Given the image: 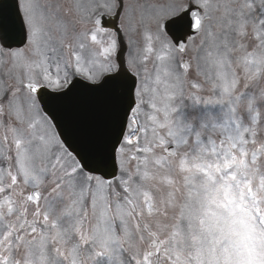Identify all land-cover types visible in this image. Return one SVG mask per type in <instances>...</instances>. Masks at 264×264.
<instances>
[{"label": "snow or ice", "instance_id": "obj_1", "mask_svg": "<svg viewBox=\"0 0 264 264\" xmlns=\"http://www.w3.org/2000/svg\"><path fill=\"white\" fill-rule=\"evenodd\" d=\"M17 7L0 264H264V0Z\"/></svg>", "mask_w": 264, "mask_h": 264}]
</instances>
